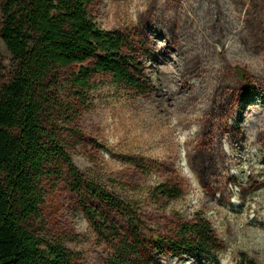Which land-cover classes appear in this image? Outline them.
Segmentation results:
<instances>
[{
	"label": "rangeland",
	"instance_id": "obj_1",
	"mask_svg": "<svg viewBox=\"0 0 264 264\" xmlns=\"http://www.w3.org/2000/svg\"><path fill=\"white\" fill-rule=\"evenodd\" d=\"M1 5L0 0V29ZM206 8L208 22L202 27L208 49L194 48L186 58L209 56L202 64L208 71L204 96L198 100L214 102L227 117L232 113L229 126H198L193 118L201 109L191 115L179 110L180 98L181 107L192 109L194 96L189 91L182 96L177 69L193 65L162 50L174 34L203 39L192 16ZM90 12L102 30L132 37L138 49L139 41L147 44V53L139 49L137 58L150 89L140 93L98 74L81 98L70 81L82 66L63 71L45 117L74 165L138 213L147 245L175 237L182 225L201 217L223 246L218 264H241L242 255L264 264V0H94ZM222 47L226 59L218 56ZM0 56L6 68L0 70L1 87L12 65L1 38ZM157 93L164 107L146 114ZM220 148L230 164L226 169L218 159ZM163 184L179 187L183 196L155 197ZM44 190L31 232L46 244L66 246L76 264H107L116 242L92 227L83 204L107 216L125 236L127 214L87 191L78 193L67 176L45 180ZM146 258L151 264H217L151 248Z\"/></svg>",
	"mask_w": 264,
	"mask_h": 264
},
{
	"label": "trees",
	"instance_id": "obj_2",
	"mask_svg": "<svg viewBox=\"0 0 264 264\" xmlns=\"http://www.w3.org/2000/svg\"><path fill=\"white\" fill-rule=\"evenodd\" d=\"M1 1L0 38L11 55L12 65L7 81L0 87V264H76L75 255L66 246L58 242L46 244L29 228L31 219L39 216L44 204L45 180H64L65 176L78 193L87 191L112 209L124 211L130 219L129 235L125 236L107 216L83 204L92 227L116 242L107 264H151L146 258L150 248L218 264L223 246L211 223L201 217L182 225L175 237L155 238L147 245L138 213L119 197L87 180L74 165L57 129L45 117L53 104V94L59 91L60 74L74 66L82 68L71 76L70 85L81 90V98L98 74L109 75L118 85L147 93L150 84L137 58L139 49L147 53V44L139 41L138 49L132 37L102 30L90 12L94 0ZM206 11L208 8L192 16L200 36L202 26L208 22ZM203 36L196 39L189 34L182 39L174 34L162 49L163 54H170L178 63L191 61L193 65V69H177L182 96L188 91L194 96L192 109L181 107L180 98L179 110L191 115L201 109L193 118V124L198 126H229L232 113L227 117L216 111L214 102L205 104L198 100L204 96L208 71L202 69V64L209 56H193L189 61L186 54L194 48L208 49L206 27ZM226 54L224 47L218 52L225 59ZM0 70H6L1 56ZM158 94L151 98L152 107L146 114L164 107L157 102ZM201 104L205 106L202 108ZM221 151L220 148L218 159L226 169L230 164ZM159 196L176 200L183 196V191L163 184L155 189V197ZM241 264L257 263L242 255Z\"/></svg>",
	"mask_w": 264,
	"mask_h": 264
}]
</instances>
